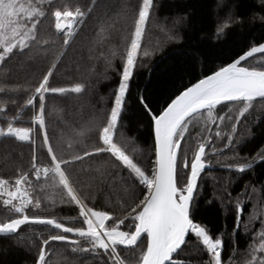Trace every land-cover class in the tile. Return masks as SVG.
I'll return each mask as SVG.
<instances>
[{"label": "snow or ice", "instance_id": "obj_1", "mask_svg": "<svg viewBox=\"0 0 264 264\" xmlns=\"http://www.w3.org/2000/svg\"><path fill=\"white\" fill-rule=\"evenodd\" d=\"M257 4L264 11V0H257ZM159 8L157 0H138L135 6L124 3L118 9L111 0H82V3L69 0L59 5L56 0H0V113L5 112L8 105L16 109V115L7 118L6 127L0 126V137L32 145L30 172L17 169L14 182L0 177V205L8 214L0 219V236L15 237L19 242L27 239L22 235V226L55 230L57 234H49L46 239L44 233L33 230L34 239L28 242L27 249L31 251L39 241L34 264H52L48 257L55 242L77 258L91 257L85 264H185L181 256L185 248L193 246L192 241L197 249L193 254L203 253L208 257L201 264H225L226 244L231 246L227 264H264V196L261 195L264 181L259 188L252 186L251 180L245 181L235 197L229 191L239 179L252 172L257 163H264V143L256 147L253 155H241L239 150L242 144L256 139L252 127L264 128V112L253 120L252 127L248 126L257 107L264 109V42L253 43L231 62L215 70L208 69V74H203V60L195 51L183 53L191 58L192 69L197 63L201 64L199 78L195 82L189 80L188 86H182L178 94L173 93L170 102L165 101L166 106L155 110L145 95L147 86L138 89L132 99L139 111H132L133 105L129 102L132 81L137 70L144 66L143 60L159 51L164 42L183 39L178 32L161 25L165 40L145 46L147 27L156 18ZM49 15L54 19L56 36L62 37L63 50L56 54L52 65L34 87L8 84L9 61L18 56L35 61L38 56H46L55 44L51 37L42 38L39 32L42 18ZM129 15L131 23L123 28L126 34L120 37L121 45H110L109 51H100L97 58L103 59L105 72L112 69L119 77L118 85L112 90L110 107L95 110L102 114L101 119L97 120L94 114L91 122L73 129L65 145L68 150L65 158L53 146L46 123V114L62 110L55 106L50 108L46 97L48 94L83 95L86 86L76 82L68 87H53L50 81L88 18L96 21L94 32L98 39L94 38L92 43L99 48L111 39L118 20ZM257 18L264 22V15H251L252 20ZM186 19L187 14L177 17L173 28ZM242 23V17L229 11L217 25L215 36H223L229 27ZM255 54H259V59L246 63ZM117 58L119 68L114 64ZM91 71H95V65ZM21 92L28 95L18 105ZM29 108L32 109V126H16ZM125 116L129 117L123 124L125 127L133 119L139 122L148 118L154 145L147 156V150L142 148H133L130 153L116 139ZM242 121L246 134L240 132ZM92 131H96L97 143L81 147ZM37 134L42 137L40 147L46 149V156L50 158L47 164L37 163ZM60 135L63 136L62 130ZM104 155L116 170L109 186L122 185L118 202L120 214L90 206L88 195L81 194V188L69 171L74 163ZM137 157H144L145 162H137ZM108 166V162H101L94 169L89 168L96 174L93 181L102 179ZM215 166L229 172L228 176L219 177L225 181L222 185L210 174ZM30 177L35 178V184ZM209 186L213 194L204 201V191ZM37 187L45 193L47 203L53 207L57 203L74 206L77 215L29 214L30 207L41 208V198L35 195ZM218 191L220 196L216 195ZM202 201L205 206L219 202L222 207L233 209L235 219L231 232L225 224L219 233H214L202 222ZM248 203H252L253 208L245 219L244 208ZM254 221L260 224L259 231L252 228ZM241 231L251 237L243 251L234 239ZM236 256L241 259H233Z\"/></svg>", "mask_w": 264, "mask_h": 264}, {"label": "trees", "instance_id": "obj_2", "mask_svg": "<svg viewBox=\"0 0 264 264\" xmlns=\"http://www.w3.org/2000/svg\"><path fill=\"white\" fill-rule=\"evenodd\" d=\"M65 2H69V0H56L57 5ZM71 2L82 3V0H71ZM137 2L138 0H111V3L116 5L117 9L121 4L127 3L135 6ZM157 2L160 4V8L155 14L156 18L147 27L144 38L145 46L155 45L157 40L161 42L165 40L161 25L172 29L174 33L178 32L183 39L164 42L159 51L154 52L150 58L143 60L144 66L137 70L132 81L129 95V102L133 105L132 111H139L136 101L132 99L138 94V89H144L147 86L145 95L148 96L151 107L155 110L160 108L161 105L166 106L165 101L169 100L173 93L178 94V91L182 90V86H188L189 80L195 82V79L199 78L201 64L197 63L195 69H192L191 65L193 62L191 58L183 55V53L195 51L198 57L203 60V74H208V69L215 70L217 66L231 62L232 59H235L242 51L247 50L253 43L264 42V22H261L258 18L256 20L251 19L253 13L264 15V11L258 6L257 0H157ZM229 11L242 17L243 23L229 27L223 36H215L217 25ZM184 14H187V19L182 23L176 24L173 28L176 18ZM130 23V15L121 17L111 32V39L98 48L92 43L94 38L98 39L95 37L94 32L96 21L92 17L88 18L79 34L67 48L65 55L55 70L50 86L68 87L76 82L84 83L86 86L83 95L61 96L59 94H48L46 97V104L50 108L55 106L57 109L62 110L59 113L46 114V123L53 146L58 154L62 153L65 158H67L68 154L65 145L68 138L72 135L73 129L79 128L86 122H91L90 118L94 114L97 120L101 119L102 114L95 110L101 108L106 110L110 107L112 90L118 85L119 77L112 69H108L105 72L103 59L97 58L100 51L107 53L110 45H121L120 37L126 34L123 32V28ZM39 32L42 38L51 37L56 41L55 44L50 47L46 56H38L35 61H26L24 56H18L9 61L8 67L11 71L8 74V84L34 87L47 71V68L52 65L56 54L63 50L62 37L56 36L54 19L50 15L42 18ZM256 59H259V54L254 56V58H249L246 63H254ZM114 64L119 68V58L114 61ZM93 65H95L94 72L91 71ZM77 66L79 70H77ZM68 68H71V70H67ZM149 69H151V72H149ZM27 95V92H21L18 98H13L18 99L19 105L23 103ZM101 97H103V101H101ZM262 112H264V109L257 107L253 112V117L249 118V127H252L254 119L261 117ZM15 115V107L8 105L5 112L0 113V126L6 127L7 118ZM31 115L32 109H26L20 120L17 121L16 126H32ZM127 121H129V117H123L122 126L116 133V139L126 146L130 153L133 148H142L147 150L145 152V156H147L154 145L148 118L145 117L139 122L133 119L127 127L123 126ZM239 128L240 132L246 134L245 122L242 121ZM61 130L63 132L62 137L60 135ZM212 131L214 133L215 129ZM252 132L256 134V139L240 146L241 155H253L256 147L264 143V128L252 127ZM35 139L37 144V163L40 165L49 163L50 158L46 156V149L40 147L42 137L37 134ZM96 143L97 134L96 131H92L81 147H91ZM31 155L32 145L30 143L19 142L11 137H0V177L14 182V178L18 175L17 169L30 172ZM101 162H108L107 174L102 179L93 181V177L96 174L88 169H94ZM137 162L144 163V157H137ZM110 164L111 162L107 155L92 157L91 159H85L83 162L70 165L69 171L74 181L77 182V186L81 188V194L88 195L90 206L96 207L97 210L120 214L121 209L118 206V202L122 195L119 191L122 185L117 183L111 187L109 186L112 181V175L116 171L111 168ZM210 174L217 177V184L222 185L225 181L219 179V177L228 176L229 172L219 166H215V170ZM30 178L35 184V178ZM249 180H251L252 186L259 188L260 182L264 181V163H257L252 172L244 175L229 188L233 197L241 191L245 181ZM40 183H43V180ZM48 191L50 192L51 190L49 189ZM212 194V187H206L204 201L210 199ZM35 195H39L41 198V208L30 207L29 214L54 215L57 217L77 215L78 210L74 206L57 203L53 207L50 203H47L45 201V193L40 192L38 187L35 190ZM216 195L220 196L221 193L218 191ZM261 195L264 196V191L261 192ZM93 196L95 200L91 199ZM204 201L201 203L202 215L200 219L202 222L207 224L214 233H219L225 224L231 232L235 219L233 209L222 207L219 202L211 206H205ZM252 208V203H248L245 206V219L248 218ZM7 215L3 210V206L0 205V219H5ZM69 226H72V224L69 223ZM76 226L79 225L77 224ZM252 228L259 231L260 224L254 221ZM33 230L44 233V239L49 234H57L55 230L49 231L45 226L29 225L26 227L22 226V235L27 238L24 241L18 242L15 237L0 236V264H34L35 257L38 255L39 241H36L37 247H33L31 251L27 249L28 242L34 239L32 236ZM234 239L238 248L243 251L246 249L251 237L241 231L236 233ZM191 243L193 246L185 248L184 254L181 256L185 264H188L189 261L190 264H201V261H206L208 259L206 254H193L197 252V249L194 246V241ZM51 247L53 251L49 253L48 258L52 260V264H69V262L71 264H85L86 261L91 259V257L77 258L71 255L65 251V246L59 242L53 243ZM230 247V245L226 244L223 253L225 264H227V257L230 255ZM56 254L66 260H55ZM121 254L124 255L125 253L122 252ZM233 259H241V257L236 256Z\"/></svg>", "mask_w": 264, "mask_h": 264}, {"label": "rangeland", "instance_id": "obj_3", "mask_svg": "<svg viewBox=\"0 0 264 264\" xmlns=\"http://www.w3.org/2000/svg\"><path fill=\"white\" fill-rule=\"evenodd\" d=\"M55 260H66L65 258L59 256L58 254L55 255Z\"/></svg>", "mask_w": 264, "mask_h": 264}, {"label": "water", "instance_id": "obj_4", "mask_svg": "<svg viewBox=\"0 0 264 264\" xmlns=\"http://www.w3.org/2000/svg\"><path fill=\"white\" fill-rule=\"evenodd\" d=\"M258 55V54H255V56Z\"/></svg>", "mask_w": 264, "mask_h": 264}]
</instances>
